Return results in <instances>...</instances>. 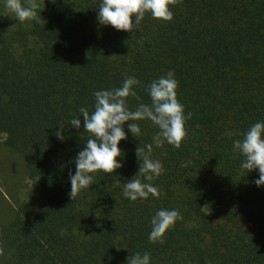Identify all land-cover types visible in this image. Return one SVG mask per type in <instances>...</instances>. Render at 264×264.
<instances>
[{
  "label": "trees",
  "instance_id": "1",
  "mask_svg": "<svg viewBox=\"0 0 264 264\" xmlns=\"http://www.w3.org/2000/svg\"><path fill=\"white\" fill-rule=\"evenodd\" d=\"M37 2L46 24L19 22L0 0V146L26 174L19 183L15 164L0 166V264H127L136 253L150 264H264V186L234 148L264 122V0H179L171 22L146 13L133 33L99 24L102 0ZM170 71L186 117L180 149L157 147L151 121L136 122V137L126 123L123 167L92 174L72 201L69 173L89 139L80 108L91 114L94 92L130 76L140 83L129 109L150 105L148 86ZM147 144L163 172L138 178L161 194L133 202L123 187ZM161 209L183 217L163 245L149 241Z\"/></svg>",
  "mask_w": 264,
  "mask_h": 264
},
{
  "label": "clouds",
  "instance_id": "2",
  "mask_svg": "<svg viewBox=\"0 0 264 264\" xmlns=\"http://www.w3.org/2000/svg\"><path fill=\"white\" fill-rule=\"evenodd\" d=\"M178 2L179 0H102L97 19L101 25H110L118 31L133 33L146 13H150L157 21L171 22L173 12L169 5L176 6ZM39 7L37 0H28L26 7L22 6L21 0H6V8L14 13L21 23L36 20L46 24V21L40 15L38 16ZM133 17H135V24H133ZM139 83L134 77H127L120 88L93 93L95 105L91 114L87 108H80L83 128L89 133V139L75 160V174L69 173L71 183L69 195L72 201L77 198L81 190L92 185V174L100 171L114 174L117 169L123 167L117 162V157L122 155L118 147L119 143L127 139L123 128L126 123L130 132L136 137L141 134L140 126L136 122L151 121L159 129L152 138L157 147L167 142L175 149H180L186 137L184 126L186 117L183 105L177 100L178 81L174 79V73L170 71L166 76L152 81L148 86L151 104L141 103L133 111L128 107L127 98L136 97L134 86ZM80 117L70 121L72 127L80 128ZM190 117L189 113L187 118ZM60 129L61 131L54 135L63 141L64 128L61 126ZM241 135L242 140L234 141V148L244 156L241 167L247 173L258 169L259 179L255 180V184L258 187L264 186V122L255 123ZM151 152L152 144L137 148L139 172L123 187V195L130 201L135 202L138 198L147 199L149 195L158 198L161 194L159 189L151 183H142L138 178L143 176L144 180L152 181L162 174L163 166L159 160L150 158ZM182 166L187 167V164ZM181 219L183 217L177 210H159L151 220L152 230L149 241L163 245L167 231ZM2 254L3 251L0 249V255ZM127 264H150V255L136 253L128 258Z\"/></svg>",
  "mask_w": 264,
  "mask_h": 264
},
{
  "label": "rangeland",
  "instance_id": "3",
  "mask_svg": "<svg viewBox=\"0 0 264 264\" xmlns=\"http://www.w3.org/2000/svg\"><path fill=\"white\" fill-rule=\"evenodd\" d=\"M1 141H2V139L0 138V143H1ZM10 163L15 164V170L20 174L19 175V183H21V182L24 183L25 178H26V174L19 165L20 161L15 156L11 155L10 153H8L6 150H4L0 146V166L6 167L5 165L10 164ZM2 164H4V165H2ZM0 178H1V175H0ZM0 187H1V180H0Z\"/></svg>",
  "mask_w": 264,
  "mask_h": 264
}]
</instances>
